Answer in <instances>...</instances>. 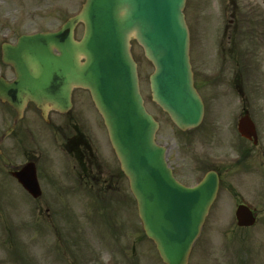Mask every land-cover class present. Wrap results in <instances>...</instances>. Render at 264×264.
Instances as JSON below:
<instances>
[{
    "label": "rangeland",
    "instance_id": "374dc122",
    "mask_svg": "<svg viewBox=\"0 0 264 264\" xmlns=\"http://www.w3.org/2000/svg\"><path fill=\"white\" fill-rule=\"evenodd\" d=\"M4 1L0 0V26L3 24L1 17L5 15ZM26 1H30L29 7L32 9H40L39 19L32 13L28 17H19L25 22L20 32L57 30L68 18L76 15L85 2L34 0L31 5L32 0ZM231 1L188 0L186 8L192 47H197L199 57L206 58L203 62L195 54L192 57L207 105L205 125L200 132H190L182 137L167 116L154 105L149 87L153 67L137 44L133 43L132 52L138 63L141 93L148 111L161 125V139L168 138L164 140L170 141L169 138H172L180 145L194 137L191 151L182 155L184 161L179 163L183 164L182 167L184 163L198 165L197 161L206 154L216 157L227 152L224 142L228 134L227 125L241 100L234 85L236 75L239 74L238 80L251 118L258 124L264 122V0H236L239 3L236 15L242 27L236 29L235 33L229 30L226 38L224 28L233 20ZM8 3L10 6L6 10L9 13L23 8L22 5L12 7V2ZM34 21L36 23H32ZM82 30L81 26L77 28V39L81 38ZM2 33L4 30H0V35ZM233 34L235 51L234 60H231L229 51L232 50ZM204 82H207V88ZM78 96L83 97L82 94ZM85 105L86 116L96 120L88 98ZM213 135L221 136L218 141H213ZM105 145L106 158H114L109 145ZM171 145L170 141L169 147ZM177 153L178 149H175V159ZM62 161V158H55L57 171ZM247 161V183L242 170L235 178L234 192L230 193L227 186L221 188L193 248L189 264H264V168L260 166L261 160L255 153ZM189 169L186 166V173H183L177 168V176L191 184L197 173L192 174ZM5 182L3 190L0 189V264H163L154 244L143 236L136 204L127 198L130 196L127 183L110 192H98L96 188L89 189L88 194L84 191L79 198L81 204L75 195L69 196V202L58 200V204L70 209L68 220L60 218L58 213L54 215L53 211H50L49 217L43 215L44 212H41L46 205L31 202L12 182ZM44 200L49 201L47 195ZM53 200L51 198L52 203ZM236 201L250 206L259 214L254 227L245 230L237 227ZM36 223L41 224L37 229L33 226Z\"/></svg>",
    "mask_w": 264,
    "mask_h": 264
},
{
    "label": "water",
    "instance_id": "95a60500",
    "mask_svg": "<svg viewBox=\"0 0 264 264\" xmlns=\"http://www.w3.org/2000/svg\"><path fill=\"white\" fill-rule=\"evenodd\" d=\"M185 2L87 0L79 18L69 21L61 33L24 37L6 53L5 61L13 64L18 75V82L7 88L18 95L15 101L0 85V98L19 110L33 102L39 108L65 111L74 88L90 92L130 181L145 232L165 264H187L219 181L211 173L190 190L174 180L165 149L155 143L158 124L143 106L130 42L136 40L143 47L155 68L150 78L153 101L180 130L198 127L204 107L189 63ZM79 23L85 33L77 42L74 34ZM246 121L243 125L248 128ZM23 184L34 193V179ZM237 220L240 227L255 224L246 207L238 209Z\"/></svg>",
    "mask_w": 264,
    "mask_h": 264
},
{
    "label": "flooded vegetation",
    "instance_id": "af4514ba",
    "mask_svg": "<svg viewBox=\"0 0 264 264\" xmlns=\"http://www.w3.org/2000/svg\"><path fill=\"white\" fill-rule=\"evenodd\" d=\"M232 5L238 10L239 5L236 1L232 2ZM231 26L226 28L229 29ZM233 28L238 29L239 26L234 25ZM1 48L2 45H0V77L11 82L15 78V72L11 66L2 62ZM79 94L84 95L81 97L78 96ZM85 99V93L76 90L73 94V106L69 112L50 111L46 117H43V114L34 105H29L14 132L1 145L3 148L0 163L6 175L18 172L26 165H33L41 189L50 192L56 183L57 170L54 160L57 157L58 160L61 158L63 160L59 168L64 163L70 171L73 186H78L80 189L88 186L92 188L93 186H101L108 190L118 189L121 179L120 171L114 161L104 158V143L101 137L100 123L97 119L91 120L86 116ZM0 113V127L2 129L0 136H2L14 125L18 114L8 105L2 103H0ZM227 126L228 134L225 138L227 147L226 168L224 172L220 168L217 169V173L231 193L236 189V176L244 170L245 150L259 152L258 154L264 157V122L258 126L257 145L254 144V141H248L240 136L238 122L235 119L229 120ZM160 136V134L157 135L159 142L168 139H161ZM169 139L172 145L168 149V162L176 175L178 170L186 173L181 166L183 164H179L180 161H184L182 158L183 150L172 138ZM164 141L161 143L168 148L170 141ZM175 149H178L176 159L173 157ZM200 164L201 169L207 170V172L214 169L207 162H200ZM61 170H58L59 174Z\"/></svg>",
    "mask_w": 264,
    "mask_h": 264
}]
</instances>
